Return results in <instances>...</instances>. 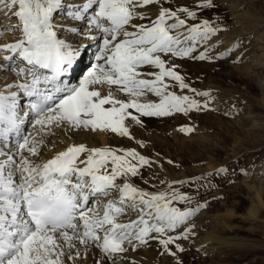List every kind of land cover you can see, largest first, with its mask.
<instances>
[{"label":"snow or ice","instance_id":"obj_1","mask_svg":"<svg viewBox=\"0 0 264 264\" xmlns=\"http://www.w3.org/2000/svg\"><path fill=\"white\" fill-rule=\"evenodd\" d=\"M152 6L155 19L148 15ZM214 7V0L196 5ZM0 14L8 20L0 37L14 34L0 43V70L4 79L10 72L16 77L0 86V264H136L127 254L151 241L161 255L183 264L178 253L186 249L179 241L189 238L187 222L206 205L175 207L192 197L172 184L156 193L135 186L131 179L151 166L148 158L135 149L73 144L51 159H37L43 137L54 135V127L134 139L128 120L143 126L144 117L208 110L207 102L169 91L190 86L179 66H168L163 57L211 59L208 50L193 54L223 29L207 19L189 25V19H198L197 10L172 0H0ZM62 34L76 39L69 42ZM88 41L97 45L95 63L72 84L69 78L87 56ZM104 85L108 94L102 96L97 86ZM149 94L159 102L147 100ZM30 115L36 131L25 134ZM132 213L136 219H123Z\"/></svg>","mask_w":264,"mask_h":264},{"label":"rangeland","instance_id":"obj_2","mask_svg":"<svg viewBox=\"0 0 264 264\" xmlns=\"http://www.w3.org/2000/svg\"><path fill=\"white\" fill-rule=\"evenodd\" d=\"M172 2L197 10L198 19H189V25L207 19L223 29L218 34H229L234 39V51L227 57H223L226 47L212 40L214 36L199 44L193 54L208 50L211 59L163 57L168 66H179L177 71L190 89L211 95L198 96L190 89L181 91L178 85L169 91L188 95L201 104L207 102L209 109L193 110L187 115L144 117L143 126L128 120L134 139L101 132L105 138L102 145L135 149L152 161L150 167H142L140 175L131 179L135 186L156 193L169 191L168 185L172 184L192 197L190 203L175 202V207L184 210L206 205L187 222L186 226L192 228L189 238L179 241L186 249L178 253L183 264H264V0H214L216 7L208 10L196 8L199 0ZM231 5L251 13L257 21L262 18L259 33L250 19L237 25L231 17ZM155 13L156 8L152 6L148 15L155 19ZM236 51L237 56L231 57ZM94 54L95 50L90 49L85 70L75 79L90 70ZM99 90L102 96L108 94L107 85L99 86ZM112 90L115 91V86ZM117 97L127 99L122 93H117ZM146 99L159 102L154 94ZM182 127H191L194 131L183 132ZM58 129L54 127L52 131L56 133ZM24 130L27 134L35 129L28 123ZM111 141L116 144L112 146ZM121 141L123 144L117 143ZM222 168L227 171L221 172ZM204 237L211 239L207 248L198 244ZM150 244V247L130 250L129 254L138 264H175L173 257L160 254L156 241ZM216 246L222 247L212 248Z\"/></svg>","mask_w":264,"mask_h":264},{"label":"bare ground","instance_id":"obj_3","mask_svg":"<svg viewBox=\"0 0 264 264\" xmlns=\"http://www.w3.org/2000/svg\"><path fill=\"white\" fill-rule=\"evenodd\" d=\"M227 3H229V1ZM226 6H229V4ZM229 8L231 11L230 13H231L232 20L237 25H241V24H243V22L246 19H248V20L250 19V22L251 23L253 22L252 26L255 29L258 30L260 28V30H261L262 27L264 26V23H263V26L260 27L262 18H260V17L257 18V19H260L257 21L256 17L253 16L251 13L240 11L238 9V7H236L235 5H231ZM57 19H60V18L57 17ZM61 22H63V21H61ZM11 23H13V24L16 23L15 19H13L11 21ZM248 23H249V21L247 22V24ZM7 24H8L7 18L3 14H0V26H7ZM260 30H258V33ZM263 31H264V29H263ZM228 35L218 34L217 36H214L213 39L211 38L215 42H220V44H223L226 47V50H225L226 53L224 54L223 57L229 56V54H231L234 51V48H233L235 46L234 39L232 36H228ZM239 36H241V35L239 34ZM13 38H14V34L12 32H6L3 37H0V43L10 41ZM60 38L67 39V40H69V42H74V40L76 39V37H74V36L70 37V36L63 35V34L61 35ZM238 40H239V37H238ZM214 41H212L211 43L213 44ZM245 41H247V40L246 39L243 40L242 44L245 45ZM258 41L261 42L260 40H258ZM87 43L89 44L87 56L84 57L83 60L78 65H76L75 71L71 74V77L69 78L71 80L72 84H78L79 81L84 77V75L87 74V72L84 73L83 75L80 74L79 77L75 79V76L78 75L82 69H84L86 63L88 62L89 50L92 49V52L94 50H95V53L97 52V45L95 43H93L91 41H88ZM237 54H238V51L234 52L233 55H231V57H236ZM93 61H94L93 63H95V55L93 57ZM4 77H5V73L2 70H0V86H2V83H4V82L12 83L16 79L15 74L11 73V72L7 73L6 79H4ZM97 87L99 88V86H97ZM27 104H28V100H27V98H24V100L22 101V107L25 111L27 110ZM30 118L33 119V117L31 115L27 118L26 123L24 125V129H25V127H27V124L29 123L28 121ZM24 131H26V130H24ZM35 131L36 130H34L32 132L35 133ZM43 139H44L45 143H44V146L41 148L40 157L37 159V162L46 161L48 159H51L57 153L66 150V148L68 146L73 145V144H76V145L84 144L89 148H97V147L104 148V145H102V144L105 142V138L103 137L102 133L99 131L93 132L89 129L77 130V129H71V128H67V127H59L58 131L56 133H54V135L45 136V137H43ZM110 143H112V146H113V144H116V142H114V141H111ZM117 143L123 144L122 141L117 142ZM12 145H13V147L15 145V139L14 138L12 140ZM81 159H83V157H81ZM129 218L136 219L137 216L135 213H132L130 215V217H124L123 219L127 220ZM210 242H211L210 238L204 237V238L200 239V241H198V244H199V246H203V247L207 248L206 246H208V244ZM221 247L222 246H219V247L216 246V247H212V248L219 250V249H221ZM127 256H128V259L130 261H136V260H134L133 256H131L129 253L127 254ZM136 264H138L137 261H136Z\"/></svg>","mask_w":264,"mask_h":264}]
</instances>
